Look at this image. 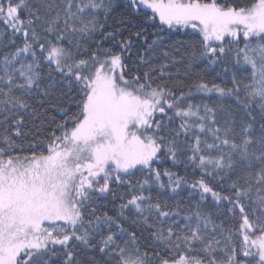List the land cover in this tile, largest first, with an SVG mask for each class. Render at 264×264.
Masks as SVG:
<instances>
[{"label":"snow or ice","instance_id":"1","mask_svg":"<svg viewBox=\"0 0 264 264\" xmlns=\"http://www.w3.org/2000/svg\"><path fill=\"white\" fill-rule=\"evenodd\" d=\"M0 264H264V0H0Z\"/></svg>","mask_w":264,"mask_h":264},{"label":"trees","instance_id":"2","mask_svg":"<svg viewBox=\"0 0 264 264\" xmlns=\"http://www.w3.org/2000/svg\"><path fill=\"white\" fill-rule=\"evenodd\" d=\"M124 14L125 13H124L123 9H121L119 12H117L114 15V17L109 19L108 24L111 25L113 27V29L119 28L123 33L127 34L129 31V27H121L120 20H119V17L121 15H124ZM129 24H130V26H133L135 24V21L129 22ZM104 46L105 47H114V42L106 40V41H104ZM136 47L140 48L141 53L148 57L149 65H152V66H158L160 64L169 63L168 58L165 57V55H164L165 51H169L170 55H174L177 57H179L181 55V53L175 52L174 50L170 49V47L157 50L156 52H152L151 50L145 51L140 46V44H137ZM135 54H136V49H133V53H132L133 58H135ZM185 59H187L186 56H185ZM181 63L183 64V62H181ZM192 68L194 69L195 73H199L204 78V80L209 82V83L215 82L217 84H220L222 87L223 86H229V87L231 86L230 83L228 82L227 77H225L223 79V82H222L221 75L219 74L220 69L218 67H206L203 65V62H198V63L192 65ZM169 70L173 73V76L171 79L172 80L177 79V74H179L178 78L180 81H182L184 83L185 86H187L191 82V80L194 79V76H188V75L184 74L186 71V67H184V66H173V65L169 64ZM184 90L187 91V87H185ZM215 95L216 94H212V97H205L202 93H196L195 91H193V95L189 99H190V102L194 103V104H199L201 102L212 103V100L215 98ZM165 167H171L172 171L179 172L181 175H185V172H184L182 167L171 166L170 162L168 164H166ZM188 177H189V179L193 178V176L190 172L188 173ZM118 192L120 194H125L126 190L124 188H121L118 190ZM151 194L153 195V197L160 196L162 194V190L154 187L151 190ZM182 196L185 197V202H187V190L184 193H182ZM125 198H127L126 195H125ZM162 198L167 199L168 197H167V195H164ZM111 200H113L112 197H108L107 200H99V199L97 200V205L100 208L104 209L105 211H108V213L110 215L113 214L114 212L118 211V208L115 206V202H113V203L108 202ZM171 202L172 201H169V203H171ZM136 230L139 232V229H136Z\"/></svg>","mask_w":264,"mask_h":264}]
</instances>
